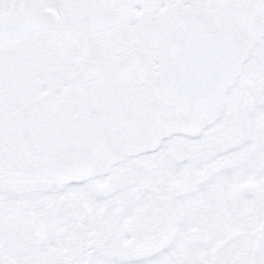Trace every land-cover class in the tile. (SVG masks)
Instances as JSON below:
<instances>
[{
    "label": "snow or ice",
    "instance_id": "1",
    "mask_svg": "<svg viewBox=\"0 0 264 264\" xmlns=\"http://www.w3.org/2000/svg\"><path fill=\"white\" fill-rule=\"evenodd\" d=\"M0 264H264V0H0Z\"/></svg>",
    "mask_w": 264,
    "mask_h": 264
}]
</instances>
